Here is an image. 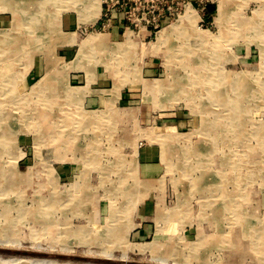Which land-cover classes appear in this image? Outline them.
<instances>
[{
  "label": "rangeland",
  "instance_id": "1",
  "mask_svg": "<svg viewBox=\"0 0 264 264\" xmlns=\"http://www.w3.org/2000/svg\"><path fill=\"white\" fill-rule=\"evenodd\" d=\"M204 1L216 2L208 5L214 16L197 12V29L174 34L158 50L151 45L158 35L147 33L138 39L144 46L125 44L121 53L88 50L86 64H98L111 81L105 92L112 88L106 102L90 109L83 97L58 93L65 79L58 29L78 18L80 40L97 34L118 46L125 39L107 40L100 30L103 10L92 23L90 0L77 7L74 0H0V115L19 118L0 123V181L15 189L0 186V264H160L158 257L168 264H264L257 251H264V0ZM220 1L231 6L223 26L215 22ZM199 31L207 39L198 41ZM145 49L153 55L142 61ZM45 58L50 70L34 76ZM209 77L218 80L214 92L223 99H211ZM39 81L47 88L35 91ZM116 85L134 97H116ZM238 97L234 106L230 99ZM212 171L228 180L220 183Z\"/></svg>",
  "mask_w": 264,
  "mask_h": 264
},
{
  "label": "bare ground",
  "instance_id": "2",
  "mask_svg": "<svg viewBox=\"0 0 264 264\" xmlns=\"http://www.w3.org/2000/svg\"><path fill=\"white\" fill-rule=\"evenodd\" d=\"M75 2V4L74 5H76V7L78 6V4L79 3H81L82 2V0H74ZM91 2L89 3V4H87V5H85L86 7V12H87V14L86 15H88V20L87 21H91L92 23L93 22H95L96 20H99L98 18H99V16L101 15V12H102V10H103V7H101V4L102 3H104V0H90ZM229 6H230V4L228 5V3L226 4V3H224L223 1H220L219 2V6H218V10H217V14H216V17H215V22H216V24H218L219 26L222 24V26L224 25L223 24V20H224V18L227 16V14H228V12H229ZM3 7V6H2ZM231 7V6H230ZM7 10V9H6ZM78 11H79V9H78ZM80 12V11H79ZM16 15V14H15ZM227 18V17H226ZM229 18V17H228ZM231 18V17H230ZM180 22H181V25H178V24H176V25H170L169 27H167V28H164L163 29V31H161L159 34H158V38H157V43H155V44H151L152 45V47L153 48H155V49H159V43L161 42H165L166 40H168L169 38H171L174 34H178L179 32H182V31H187L188 29H197L198 27H197V23H198V15H197V11L193 8V7H191V6H189L187 9H186V12H185V14L181 17V19H180ZM19 23V22H18ZM90 23V22H89ZM179 26V27H178ZM197 27V28H196ZM11 30V29H10ZM221 30V29H220ZM15 31V30H14ZM184 31V32H185ZM196 31V30H195ZM204 32L203 31H199V32H196V36H195V38H197L198 39V41H199V39L200 40H205V39H207V36L206 35H204L203 34ZM14 34V33H13ZM10 35V34H9ZM74 35V34H73ZM72 36V35H71ZM205 37V38H204ZM125 38V41L123 42V43H121L120 45H118V46H115V47H111L108 43H106V40L105 39H103V38H101L100 36H98L97 34H91L90 36H89V38H87V39H84V40H81L80 42H79V44H80V51H79V54H78V56H77V59H76V62H80V64L79 65H76V66H74V70H80V71H85L88 75H89V77H88V80L89 81H91L90 80V77H92L93 76V73H94V68H95V65H90L89 63L88 64H86V54L88 53L87 51L88 50H91V48L92 47H103L104 49H108L109 50V47L112 49V51H114V53H117V52H120V51H123V49L122 48H124V46H125V44H128V45H131V44H138V46H144V44H140L141 42L138 40L139 38H141L140 36H137V35H132V33H127V35L124 37ZM76 38H74L73 39V41H77V40H75ZM196 40V39H195ZM72 41V42H73ZM217 41V40H216ZM140 42V43H139ZM1 44V43H0ZM119 44V43H118ZM166 46V45H165ZM186 46V45H185ZM16 47V46H15ZM151 47V49H153ZM15 49V48H14ZM6 50V49H5ZM16 50V49H15ZM99 50V49H98ZM2 51V50H1ZM97 51V50H96ZM105 51V50H104ZM110 51V50H109ZM143 52H142V56H141V60L143 61L145 58H146V56H148V54H151V55H153V50H147V49H145V50H142ZM11 52H13V51H11ZM1 53V52H0ZM17 53V52H16ZM121 53V52H120ZM15 54V53H14ZM6 55V54H5ZM87 55H89V54H87ZM111 55V54H110ZM3 56V55H2ZM170 56V55H169ZM3 57H5V56H3ZM114 57V56H113ZM122 57H123V55H122ZM166 57V56H165ZM223 57V56H222ZM8 57H6L5 59H7ZM13 58H14V56H13ZM89 58V57H88ZM108 58V57H107ZM112 58V57H111ZM167 58H168V56H167ZM193 58V57H192ZM3 59V58H2ZM90 59V58H89ZM8 60V59H7ZM14 60V59H13ZM98 60H99V57H98ZM121 60V59H120ZM119 60V61H120ZM164 60H166V58L164 59ZM170 60V59H169ZM228 60V59H227ZM103 61V60H102ZM220 61H221V59H220ZM223 61V60H222ZM1 62H3V61H1ZM99 62V61H98ZM185 62V61H184ZM264 62V61H263ZM104 63V62H103ZM113 63V62H112ZM120 63H122V62H120ZM171 63V62H170ZM225 63V62H224ZM100 64V63H99ZM102 64V63H101ZM117 64H119V63H117ZM164 64H166V63H164ZM168 64V63H167ZM186 64V63H185ZM201 64V63H200ZM121 64H119V66H120ZM127 65V64H126ZM226 65V64H225ZM191 66H192V64H191ZM262 66V65H261ZM116 67H118V66H116ZM167 67V66H166ZM121 68V67H120ZM137 68V67H136ZM190 69V68H189ZM204 69H207V67L206 68H204ZM208 70V69H207ZM109 71V70H108ZM137 71V70H136ZM201 71H203V70H201ZM74 73V72H73ZM115 73V72H114ZM121 73V72H120ZM210 73V72H209ZM208 73V74H209ZM5 74V73H4ZM117 74V73H116ZM139 74V73H138ZM138 74H136V75H138ZM227 74V73H226ZM2 75V74H1ZM115 75V74H114ZM198 75H200V74H198ZM125 76V75H124ZM127 76V75H126ZM141 76V75H140ZM192 76V75H191ZM225 76V75H224ZM228 77H229V75H227ZM239 76H241V75H239ZM137 77V76H136ZM203 77V76H202ZM210 77H211V75H210ZM209 77V84H210V86L211 87H213V89H211L210 91H211V94L212 95H214L215 94V96H213V98H211V99H213L214 101H217L215 98H220V97H222V93L221 94H216L215 92H214V90L216 89L217 90V87H215V84L217 85V83H218V80H215V79H212V78H210ZM141 78V77H140ZM172 78V77H171ZM244 78H246V77H244ZM51 79V78H50ZM3 80V79H2ZM126 80V79H125ZM127 81V80H126ZM126 81H124V85H125V83H126ZM160 81V80H159ZM171 81V80H170ZM173 81V80H172ZM241 81V80H240ZM240 81H238V82H240ZM1 82V81H0ZM175 82V81H174ZM118 83V82H117ZM162 83V82H161ZM240 84V83H239ZM244 84V83H243ZM260 84V83H259ZM4 85V84H3ZM146 85V84H145ZM179 85V84H178ZM184 85V84H183ZM237 86V85H236ZM35 87L37 88L35 91H40V90H42V89H44L43 87H42V81H39L38 82V84L37 85H35ZM80 87V86H79ZM146 87H147V85H146ZM161 87V89L162 90H165V85H161L160 86ZM173 87V86H172ZM178 87V90H179V87L181 88V87H183V86H181V85H179V86H177ZM186 87V86H185ZM240 87H242V86H240ZM260 87V86H259ZM170 88V87H169ZM168 88V89H169ZM245 88V87H244ZM258 88V87H257ZM87 88H74V90H70V89H68L67 88V90H65L64 89V91L66 92V98H69V99H71V100H74V99H76V98H81V97H83V96H85V95H87V90H86ZM181 89H183V88H181ZM242 88H240V90H241ZM246 89H249L248 87H246ZM31 90H33V89H31ZM48 90V89H47ZM119 90V86L118 85H116V87H115V91H118ZM155 90V89H154ZM176 87H175V91L173 92L174 93V95L176 94ZM177 90V91H178ZM189 90V89H188ZM256 90V89H255ZM258 90V89H257ZM166 91V90H165ZM181 91V90H180ZM179 91V92H180ZM59 92H61V91H59L58 90V93ZM63 92V91H62ZM104 92V91H103ZM102 92V93H103ZM148 92V91H147ZM154 92V91H153ZM163 92V91H162ZM187 92V91H186ZM220 92V91H219ZM240 92V91H239ZM244 92V91H243ZM253 92H254V90H253ZM57 93V94H58ZM152 93V92H151ZM155 93V92H154ZM193 93V92H192ZM214 93V94H213ZM249 93H251V92H249ZM159 94H160V92H159ZM236 94H237V91H236ZM245 94H247V93H245ZM253 94V93H252ZM36 95V94H35ZM49 95V94H48ZM105 95V94H104ZM166 95V94H165ZM183 95V94H182ZM192 95V94H191ZM255 95V94H254ZM119 96V94L118 93H116V97H118ZM167 96H169L168 94H167ZM187 96V95H186ZM193 96V95H192ZM197 96V95H196ZM232 96V95H231ZM188 97H190V96H188ZM187 97V98H188ZM212 97V96H211ZM227 97V99H226V101L227 102H229V96L227 95L226 96ZM254 97V96H253ZM258 97V96H257ZM149 98V97H148ZM184 98V97H183ZM196 98V97H195ZM231 98V97H230ZM243 98V97H242ZM245 98V97H244ZM158 99V98H157ZM177 99V98H176ZM197 99V98H196ZM195 99V100H196ZM220 99H223V97L222 98H220ZM20 100V99H19ZM22 100V99H21ZM191 100V99H190ZM238 100H239V97L236 99V100H234V99H230V102L231 103H233L234 104V106L235 105H237V102H238ZM222 101V100H221ZM225 101V100H224ZM189 102V101H188ZM112 103V102H111ZM161 103V102H160ZM198 103V102H197ZM216 103V102H215ZM218 103V102H217ZM249 103V102H248ZM2 104V103H1ZM227 104V103H226ZM232 104V105H233ZM5 105V104H4ZM191 105H194V104H191ZM220 105V104H219ZM218 105V106H219ZM1 106V105H0ZM233 106V108H235ZM252 106V105H251ZM6 107V106H5ZM208 107V106H207ZM211 107V106H210ZM259 107V105L257 106V108ZM108 108H109V106H108ZM233 108H231V109H233ZM6 109V108H5ZM192 109V108H191ZM208 109V108H207ZM206 109V110H207ZM212 109V108H211ZM200 110V109H199ZM205 110V111H206ZM228 110V109H227ZM239 110V109H238ZM260 111V110H259ZM213 112V111H212ZM231 112V111H230ZM234 112V111H233ZM233 112H231V114L233 113ZM236 112H238V111H236ZM205 113V112H204ZM228 113V112H227ZM201 114V113H200ZM208 114V113H207ZM210 114V113H209ZM219 114V113H218ZM218 114H217V116H216V118L217 117H219L218 116ZM229 114V113H228ZM244 114V113H243ZM7 115H9V114H7L6 112H4L3 111V113L0 115V123L2 124V122H4V120H8V121H11V123H13L14 121H18V119L19 118H10L9 116L7 117ZM215 115V114H214ZM237 115V114H236ZM206 116V115H205ZM224 116H225V114H224ZM239 116V115H238ZM86 117V116H85ZM215 117V116H214ZM228 118V117H227ZM230 118V117H229ZM234 118V117H233ZM236 118V117H235ZM86 119V118H85ZM231 119V118H230ZM243 119V118H242ZM246 119V118H245ZM8 121H7V123H8ZM207 121V120H206ZM205 121V122H206ZM214 121H216V119L214 120ZM219 121V120H218ZM223 121V120H222ZM6 122V121H5ZM4 122V123H5ZM242 122V121H241ZM20 123V122H19ZM208 123V122H207ZM224 123V122H223ZM249 123V122H248ZM261 123H263V122H261ZM0 124V125H1ZM10 124V123H9ZM257 124V123H256ZM255 124V125H256ZM260 124V123H259ZM15 125V124H14ZM20 125V124H19ZM210 125V124H209ZM237 125V124H236ZM241 125V124H240ZM28 126V125H27ZM211 126V125H210ZM234 126V125H233ZM239 126V125H238ZM257 126V125H256ZM218 127H219V125H218ZM237 127V126H236ZM21 128V127H20ZM80 128H81V126H80ZM248 128V127H247ZM247 128H246V130H247ZM24 129V128H23ZM157 129V128H156ZM161 129V128H160ZM201 129V128H200ZM210 129V128H209ZM227 129V128H226ZM234 129V128H233ZM196 130H197V128H196ZM217 130H218V128H217ZM217 130H215V131H217ZM235 130V129H234ZM240 130V129H239ZM18 131V130H17ZM156 131V130H155ZM198 131V130H197ZM197 131H196V133H197ZM222 131V130H221ZM233 131V130H232ZM241 131V130H240ZM11 132V131H10ZM10 132H6L7 133V135L8 136H10ZM161 132V131H160ZM203 132V131H202ZM201 132V133H202ZM230 132V131H229ZM253 132H254V130H253ZM153 133V131L151 130V132H150V134H152ZM199 133H200V131H199ZM203 133H205V132H203ZM238 133H239V131H238ZM82 134V133H81ZM158 134V133H157ZM161 134V133H160ZM186 134V133H185ZM226 134L228 135V132H226ZM37 135V134H36ZM40 135H41V133H40ZM164 135V134H163ZM163 135H162V137H163ZM184 135V134H183ZM221 135H223V134H221ZM157 136V135H156ZM191 136H192V134H191ZM214 136V135H213ZM10 137H12V136H10ZM142 137H144V135H142ZM145 137H147L146 135H145ZM151 137H153V136H151ZM161 137V136H160ZM167 137V136H166ZM170 137V136H169ZM187 137V136H186ZM190 137V136H189ZM1 138H3V136L1 137V135H0V139ZM157 138V137H156ZM192 138V137H191ZM222 138H223V136H222ZM236 138H239V136L238 137H236ZM251 138H254L253 136L251 137ZM262 138V137H261ZM41 139H42V141H44V142H46L45 141V139H43V136L41 137ZM167 139H168V137H167ZM171 139V138H170ZM182 139V138H181ZM190 139V138H189ZM216 139V138H215ZM242 139H244L243 138V136H242ZM221 140V142L223 141L222 139H220ZM226 140H228L227 138H226ZM225 140V141H226ZM231 140V139H230ZM237 140V139H236ZM186 141V140H185ZM192 141V140H191ZM217 141V140H216ZM232 141V140H231ZM233 141H235V140H233ZM239 141H241V140H239ZM262 141V140H261ZM63 142V141H62ZM213 142V141H212ZM211 142V143H212ZM245 142H246V140H245ZM184 144H185V142H184ZM187 144V143H186ZM213 144V143H212ZM211 144V145H212ZM216 144V143H215ZM225 144V143H224ZM228 144V143H227ZM260 144V143H259ZM261 145H262V142H261ZM226 146V145H225ZM264 146V145H263ZM210 147V146H209ZM218 147V146H217ZM229 147V146H228ZM189 148V147H188ZM231 148V147H230ZM264 148V147H263ZM227 149V148H226ZM241 149V148H240ZM186 150V149H185ZM184 150V151H185ZM193 150V149H192ZM195 150H199V149H195ZM221 151V150H220ZM231 151H232V149H231ZM233 151H234V149H233ZM138 152V151H137ZM236 152V151H235ZM183 153H185V152H183ZM237 153V152H236ZM239 153V152H238ZM237 153V154H238ZM241 153V152H240ZM249 153V152H248ZM136 154V153H135ZM197 155H198V153H196ZM229 154V153H228ZM243 154H245V153H243ZM189 155H190V153H189ZM211 155L213 156V153H211ZM249 155H250V153H249ZM248 155V156H249ZM220 156V155H219ZM234 156V155H233ZM237 157V156H236ZM239 157V156H238ZM241 157V156H240ZM211 158V157H210ZM213 158V157H212ZM218 158V157H217ZM40 159V158H39ZM188 159V158H187ZM222 159V158H221ZM230 159H232V158H230ZM44 160V159H43ZM168 160V159H167ZM212 160V159H211ZM220 160V159H219ZM240 160V159H239ZM246 160H248V159H246ZM164 161H165V159H164ZM186 161H188V160H186ZM249 161V160H248ZM136 162V161H135ZM223 162V161H222ZM227 162V161H226ZM229 162V161H228ZM245 162V161H244ZM44 163V162H43ZM203 163H205V162H203ZM236 163H237V161H236ZM236 163H232L231 162V160H230V162H229V165H230V167H232V169H233V167L235 168V170L236 171H234L232 174L234 175V177L237 179V180H240L241 178H243L242 177V175H240V170H238V166H236L237 164ZM248 163V162H247ZM37 164H39L38 162H37ZM166 164H167V162H166ZM253 163H251V165H252ZM223 165H225V164H223ZM228 165V164H227ZM250 165V164H249ZM166 166H168V165H166ZM176 166V165H175ZM226 166V165H225ZM229 167V166H228ZM240 167H242L241 165H240ZM244 167V166H243ZM247 167H249L248 165H247ZM38 168H39V165H38ZM38 168H37V170H38ZM170 168V167H169ZM171 168H173L172 166H171ZM177 168V167H176ZM197 168H199V167H197ZM168 169V168H167ZM169 170V169H168ZM171 170V169H170ZM187 170H189V169H187ZM242 170V169H241ZM9 171H11V170H9ZM176 171V170H175ZM190 171V170H189ZM188 171V172H189ZM221 171V170H220ZM231 171V170H230ZM7 172V171H6ZM5 172V173H6ZM204 172V171H203ZM232 172V171H231ZM237 172H239V174H238V176H237ZM245 172V171H244ZM14 173V172H13ZM16 173V172H15ZM205 173V172H204ZM209 173H211V175L213 176V178L214 179H216V178H218L219 179V181H220V183H221V179H222V183L223 182H225V180L227 179L226 177H225V174L224 173H221V174H218V173H214L213 171L212 172H209ZM2 174H3V171H0V176H2ZM9 174V173H8ZM25 174V173H24ZM186 174H187V172H186ZM185 174V175H186ZM242 174V173H241ZM13 175H15V174H13ZM208 175V174H207ZM233 175H232V177H233ZM252 175V174H251ZM9 176V175H8ZM18 176H19V174H18ZM210 176V175H209ZM262 176H264V175H262ZM15 177V176H14ZM16 177H17V175H16ZM15 177V179L18 181V178H16ZM216 177V178H215ZM1 178V177H0ZM4 178H6V177H4ZM11 179H13V178H11ZM15 179H14V181H15ZM246 179V178H245ZM6 180V179H5ZM204 180H205V178H204ZM228 180V179H227ZM247 180V179H246ZM16 181V184L18 185V182ZM176 181V180H175ZM174 181V182H175ZM193 181V180H192ZM201 184H203L205 187L207 186L206 185V182L204 181V183H202V180H200L199 181ZM217 182V181H216ZM231 183V182H230ZM10 184V183H7V182H4V184L3 183H1V181H0V186L3 188H6L7 187V189L6 190H15L13 187H9L8 185ZM11 184H14V183H11ZM192 184V183H191ZM237 184V183H236ZM222 185V186H221ZM141 186V185H140ZM192 186V185H191ZM219 186V185H218ZM220 188H218V190L220 191V193H221V195H220V197L221 198H223V203H225V207H228L229 206V202H226V200L227 199H229V196L226 194V191H225V187H223V184H220ZM228 186V185H227ZM214 187V186H213ZM17 188V187H16ZM19 188V187H18ZM143 188V187H142ZM192 188H193V186H192ZM230 188V187H229ZM207 190H208V192H210V189L211 188H206ZM193 190V189H192ZM195 190V189H194ZM231 190H233V189H231ZM240 190V189H239ZM192 192V191H191ZM10 193V192H9ZM209 195V194H208ZM210 197V196H209ZM113 198H115L114 196H113ZM231 198V197H230ZM116 199V198H115ZM214 200V199H213ZM114 201V200H113ZM202 201H203V199H202ZM206 203V202H205ZM111 204H113V203H111ZM214 204V203H213ZM208 205V204H207ZM221 205V204H220ZM50 206V205H49ZM51 207V206H50ZM176 207V206H175ZM206 207V206H205ZM49 208V207H48ZM120 208V207H119ZM160 208V207H159ZM162 208V207H161ZM160 208V209H161ZM182 208V207H181ZM217 208V207H216ZM50 209V208H49ZM54 209V208H53ZM177 209H178V207H177ZM177 209L175 210L174 209V211L175 212H177ZM167 210V209H166ZM52 211V210H51ZM119 211V210H118ZM174 212V213H175ZM115 213V212H114ZM128 213V212H127ZM165 213V212H164ZM222 213V212H221ZM109 214V213H108ZM173 214V213H172ZM169 215V214H168ZM173 215H175V214H173ZM42 216V215H41ZM98 216V215H97ZM109 216H110V214H109ZM156 216H159V215H156ZM112 217V216H111ZM115 217V216H114ZM160 217V216H159ZM253 217V216H252ZM95 218V217H94ZM97 218V217H96ZM117 218H118V216H117ZM119 218H122V217H119ZM124 218V217H123ZM157 218V217H156ZM161 218V217H160ZM115 220H116V218H114ZM113 219V220H114ZM163 219V218H162ZM168 219V218H167ZM128 220V219H127ZM48 221V220H47ZM109 221V220H108ZM118 221V219L116 220V222ZM157 221V220H156ZM161 221V220H160ZM49 222V221H48ZM115 222V223H116ZM44 223H45V221H44ZM121 223V222H120ZM260 223H262V222H260ZM39 224H40V220H39ZM39 224H37V225H39ZM106 224V223H105ZM107 224H108V222H107ZM113 224V223H112ZM130 224V223H129ZM160 224V223H159ZM258 224V223H257ZM0 225H1V223H0ZM41 225V224H40ZM135 225V224H134ZM133 225V226H134ZM131 226V225H130ZM255 226V225H254ZM263 226H264V224H263ZM109 227V226H108ZM112 227V226H111ZM257 227V226H256ZM130 228V227H129ZM259 228V227H258ZM261 228V227H260ZM263 228V227H262ZM1 229V228H0ZM49 229V228H48ZM107 229V228H106ZM255 229V228H254ZM108 230V229H107ZM111 230V229H110ZM110 230H108V231H110ZM120 230V229H119ZM122 230H123V228H122ZM251 231V230H250ZM255 231H257V230H255ZM122 232V231H121ZM128 232V231H127ZM167 232V231H166ZM123 233V232H122ZM120 235V234H119ZM128 235V234H127ZM124 236V235H123ZM122 236V237H123ZM256 236H258V235H256ZM127 237H123V239L122 240H124V242L125 241H127V239H126ZM156 238V237H155ZM154 238V239H155ZM161 238V237H160ZM162 238H163V236H162ZM202 239V238H201ZM164 240V239H163ZM202 241H203V239H202ZM158 242V241H157ZM223 242H227V241H223ZM258 240L257 241H255V246H258V245H260V244H258ZM217 243V242H216ZM153 244V243H152ZM199 244H201V243H199ZM223 244V243H222ZM230 245V244H229ZM146 246V245H145ZM231 247V246H230ZM259 247V246H258ZM142 248V247H141ZM233 248V247H232ZM69 248H66V249H64V251H67ZM133 249V248H132ZM147 249V248H146ZM150 249V248H149ZM193 250V249H192ZM194 250H195V248H194ZM142 251H144V250H142ZM257 251H259L260 252V254H261V256H262V258H264V251L262 250V248L260 247V249H257ZM70 252V251H69ZM138 252V251H137ZM156 253V252H155ZM199 253V252H198ZM110 254V253H109ZM145 254V253H144ZM195 254V253H194ZM201 254V253H200ZM108 255V254H107ZM152 255V254H151ZM195 255H197V254H195ZM199 255V254H198ZM109 256H111V255H109ZM125 258V257H124ZM124 258H122V259H124ZM157 261H158V263H160V264H168L169 262L166 260V259H164V258H161V257H158V258H155ZM192 259H193V257H192ZM195 259V258H194ZM14 260H19V263H20V260H22V259H14ZM41 260V259H40ZM33 261H35V260H33ZM37 261V260H36ZM45 262V264H48L47 263V261L46 260H44L43 261V263ZM35 263V262H34ZM54 263V262H53ZM64 263V262H63ZM59 264V263H58ZM65 264V263H64ZM66 264H68V263H66ZM82 264V263H81ZM85 264V263H84Z\"/></svg>",
  "mask_w": 264,
  "mask_h": 264
},
{
  "label": "built area",
  "instance_id": "3",
  "mask_svg": "<svg viewBox=\"0 0 264 264\" xmlns=\"http://www.w3.org/2000/svg\"><path fill=\"white\" fill-rule=\"evenodd\" d=\"M204 0H104L103 13L99 25L105 33L114 28H120L122 36L132 33L142 37L147 33L157 37L164 28L175 24L191 6L198 14L207 19L214 12L208 10V5L215 7V1L205 4ZM215 11V10H214ZM210 14V15H208ZM206 20L200 15L202 25Z\"/></svg>",
  "mask_w": 264,
  "mask_h": 264
},
{
  "label": "crops",
  "instance_id": "4",
  "mask_svg": "<svg viewBox=\"0 0 264 264\" xmlns=\"http://www.w3.org/2000/svg\"><path fill=\"white\" fill-rule=\"evenodd\" d=\"M79 21L80 20L78 18H77V22L75 20H72V22L68 23V26H67V22L65 21L66 22L65 24L67 27L65 28V25L61 24L60 28L58 29V32H60L62 35L59 40L58 45L60 47L57 48V53L59 54L58 58L63 59L62 63L64 65H63V68L62 67L61 68L63 69L64 75H65L63 89H61L60 91L63 94V96H65L64 88L65 90H67V88L70 90H74V88H84V87L87 88L86 90L88 93L87 95L83 96L82 98L83 103L85 104L87 108L93 109V108L98 107L99 105H102L103 102L109 98V97H106L104 93H109L110 90H112V88H110L108 92H105L108 90L107 88L108 86H110L111 81L110 79H108L109 76L106 73H102V72L99 73V71L97 72L98 64L95 65L93 76L90 77L91 81L88 80L89 75L85 71L74 70V66L80 64V62H76L77 56L80 51L79 42L81 41L80 32H78V29L80 27ZM73 26H76V30L75 31L73 30V32H71L70 30L73 29ZM121 32H122L121 29L117 27L111 30V32L105 33V36L107 37V40L112 39V40L118 41L121 38L125 39L124 36H122ZM81 34H83V32H81ZM74 38H76L75 40L77 41H73ZM76 49H77V52L74 53L73 50H76ZM72 53L75 54L74 58L71 60V63H66L67 59L69 60V57L73 56ZM66 56H68V58ZM45 63H46V58H45ZM49 65L50 63H46L44 66L37 65L33 70L34 76L38 77V75L48 72L50 70ZM67 75H69L68 79H67ZM46 84H47L46 82L42 81V87L44 89L45 87L47 88ZM49 86L52 87V85H49ZM124 88L125 87H123L122 89L118 90V92H116L119 94L118 97H120L123 100L132 99L134 97L132 93L134 90L128 89L129 92L126 93L125 90H123ZM113 90H115V88ZM151 156H149V158L152 160ZM142 232L143 231H140V233ZM140 233L137 234V238L139 237Z\"/></svg>",
  "mask_w": 264,
  "mask_h": 264
},
{
  "label": "trees",
  "instance_id": "5",
  "mask_svg": "<svg viewBox=\"0 0 264 264\" xmlns=\"http://www.w3.org/2000/svg\"><path fill=\"white\" fill-rule=\"evenodd\" d=\"M215 9H213L212 11L214 12Z\"/></svg>",
  "mask_w": 264,
  "mask_h": 264
}]
</instances>
